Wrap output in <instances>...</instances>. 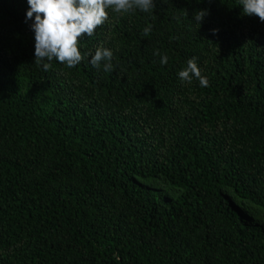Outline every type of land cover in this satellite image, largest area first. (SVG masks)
I'll return each mask as SVG.
<instances>
[{
  "label": "trees",
  "instance_id": "obj_1",
  "mask_svg": "<svg viewBox=\"0 0 264 264\" xmlns=\"http://www.w3.org/2000/svg\"><path fill=\"white\" fill-rule=\"evenodd\" d=\"M155 4L44 71L27 0H0V264H264V22ZM192 58L207 87L180 80Z\"/></svg>",
  "mask_w": 264,
  "mask_h": 264
},
{
  "label": "clouds",
  "instance_id": "obj_2",
  "mask_svg": "<svg viewBox=\"0 0 264 264\" xmlns=\"http://www.w3.org/2000/svg\"><path fill=\"white\" fill-rule=\"evenodd\" d=\"M29 9L26 20L34 21L30 25L35 34V61L37 66L42 64L43 70L51 68V61L56 60L68 68L77 66L84 60V55L78 47L79 40L85 36L92 37L98 27L109 21V9L118 15H126L137 9L152 12L155 0H27ZM243 6V14L256 16L264 22V0H239ZM209 14L208 9L195 11L193 17L199 25ZM152 26L143 29L142 35L148 36ZM213 32H218L214 29ZM91 56L90 63L99 69L103 63V70H114L112 64L113 51L100 45ZM154 55L160 56L159 50ZM168 56L164 54L160 63L166 65ZM178 76L181 81L191 84L197 79L201 87H207L209 81L202 74L195 58L187 61V66L180 70Z\"/></svg>",
  "mask_w": 264,
  "mask_h": 264
}]
</instances>
